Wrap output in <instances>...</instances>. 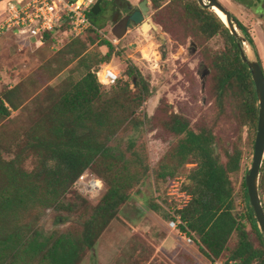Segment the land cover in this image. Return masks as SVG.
I'll use <instances>...</instances> for the list:
<instances>
[{"label":"trees","instance_id":"obj_1","mask_svg":"<svg viewBox=\"0 0 264 264\" xmlns=\"http://www.w3.org/2000/svg\"><path fill=\"white\" fill-rule=\"evenodd\" d=\"M151 1L156 9L162 5V0ZM102 2L107 11H111L114 0ZM183 9L180 17L181 22L187 21V34L199 31L212 37L225 31L232 41L233 49L220 54L217 61L221 70L217 80L218 99L223 107V99L231 90L241 94L242 124H250L256 132L258 98L251 70L241 58L236 37L213 9L202 7L197 0H187ZM90 15L96 14L91 12ZM239 24L248 44L258 55L247 26L241 21ZM100 30L101 26L91 20L84 33L95 34L94 37L89 36L87 41L83 33L58 52L59 66L52 74L69 67L70 75L60 88H45L46 97L41 103L47 105L48 112L34 124L33 139L27 145V150L39 160L38 168L28 171L23 167V150L9 159L0 155V264H80L86 252L95 246L118 215L129 197L130 188L150 170L132 143L126 150L131 153L130 159L125 158L126 151L116 153L121 131L138 119L140 108L151 95L150 83L131 63L125 70L131 79L119 78L111 85L99 82L96 71L100 68L93 69L92 62H89L88 45L100 43L108 47V51L97 60L98 67L100 63L109 62L116 51L113 42L103 38ZM44 39L45 43L51 41L52 33H46ZM75 61L76 67L71 68ZM79 70L82 73L75 78ZM131 84L135 88H131ZM104 86L111 88L105 89ZM21 88L17 84L0 93V124L10 118L12 110H20L27 105L28 100L21 97ZM145 116L147 118V114ZM166 125L181 138L175 148L161 159L156 178L169 182L182 168L194 164L181 187L190 197L182 208L177 209L186 223L180 226L181 229L194 236L199 248L213 261L222 259L239 264H264L263 233L250 204L245 179L242 186L247 205L243 212H235L236 186L232 174L241 168L243 150L237 146L233 150L225 147L210 126H202L195 131L187 118L177 113L171 114ZM219 144L226 156L225 162L217 151ZM132 165L138 171H132ZM87 169L94 170L107 188L97 204H87L86 209L76 216V228L41 237L31 229V225L20 222L19 214L29 207L39 205L61 210L62 198ZM263 187L264 159L260 170V190ZM169 217L174 218L172 214ZM247 220L259 237L258 246L252 241ZM234 234L238 243L230 249L228 243Z\"/></svg>","mask_w":264,"mask_h":264},{"label":"rangeland","instance_id":"obj_2","mask_svg":"<svg viewBox=\"0 0 264 264\" xmlns=\"http://www.w3.org/2000/svg\"><path fill=\"white\" fill-rule=\"evenodd\" d=\"M141 1L125 0L132 5ZM186 1L162 0V5L156 9L149 0L150 10L146 20L155 24L156 28L135 23L132 31L124 38H119L112 32L113 13L107 11L103 2L101 12L90 15V20L101 26L102 37L111 40L116 46L110 61L100 63L98 67L97 60L108 51V47L100 43L89 44L87 52L93 69L109 65L120 73L121 79L126 80L131 79L125 74L127 64L131 63L139 68L150 83L151 95L140 108L138 119L121 131L119 147L116 150V153L126 151L132 143L134 149L141 152L150 170L130 188L127 201L92 248L95 254L89 253L90 250L86 252L85 256L88 255L85 264H97V259L102 264H211L213 261L203 253L192 235L186 234L187 238H192V243H188L185 238L170 244L178 234V231L168 226L170 210L178 203L169 202L170 198L175 197L171 192L184 185L188 170L194 165L189 164L186 169L182 168L176 178L169 182L156 178L161 159L175 148L181 138L166 125L173 113L187 118L195 131L206 125L212 127L225 147L233 150L237 146L243 150L241 168L232 174V178L236 186L235 212H243L246 208L242 182L253 161V139L255 140L257 131L254 132L250 124H242L241 94L231 90L223 99L222 107L217 93V80L221 75L217 61L220 54L233 49V44L225 31L212 37L204 36L199 31L197 34H187V21L181 22L180 17ZM221 1L247 26L255 41L258 55L247 41L244 44L246 52L250 58L258 59L264 68V0ZM247 3L253 5L249 6ZM215 12L223 20L221 14ZM120 14L122 15L121 10ZM7 18L4 2L0 4V26L6 23ZM239 32L244 36L243 32ZM89 36L94 37L95 34H83L87 41ZM29 37L28 32L15 34L8 31L0 34V93L18 84L22 87V99L28 100L25 108L12 110L10 118L0 124V155L9 159L23 150L22 165L26 170L32 171L38 168L39 160L27 150V145L33 139L34 124L48 112L47 105L41 103L46 97L45 88H60L70 75L69 67L62 72L52 73L59 66V50L74 38L58 32L52 35L51 41L37 45L31 43ZM76 65L77 61L71 68ZM81 73L79 70L74 77L77 78ZM104 88L110 89L111 86ZM131 88L135 86L131 84ZM257 105L259 107V101ZM141 119L144 122H140ZM219 146L217 151L222 162H225L226 156L220 144ZM130 156L131 153L126 151L125 158L130 159ZM130 169L138 171L135 165ZM106 188L105 183L100 196L92 197L72 187L62 198L61 210L39 205L29 207L19 214L20 222L26 226L31 225V229L37 231L41 237L68 232L76 228V216L86 209L87 204H97ZM260 196L264 205V187L260 190ZM247 224L252 241L258 246L259 237L248 220ZM171 231H174V235H170V240L163 247L160 240ZM237 243L238 238L234 234L228 246L232 249ZM97 254H101V259Z\"/></svg>","mask_w":264,"mask_h":264},{"label":"built area","instance_id":"obj_3","mask_svg":"<svg viewBox=\"0 0 264 264\" xmlns=\"http://www.w3.org/2000/svg\"><path fill=\"white\" fill-rule=\"evenodd\" d=\"M6 2L8 18L6 23L0 26V34L7 30L18 29L19 32H28L30 37H35L39 44H44L46 33L62 32L67 37L75 38L81 36L91 25L90 13L96 0H3ZM104 71L101 75L102 70ZM109 66H102L96 71L99 82L103 85L112 83H102L101 81L115 82L120 78V73L111 70ZM118 77V78H116ZM177 187V186H176ZM76 190L97 197L102 193L104 181L92 170L87 169L82 172L73 183ZM175 195L169 202L172 204L178 201L176 206L170 210L174 218H170L168 225L171 229L185 236L188 243H192L191 237H186V231L181 229V225H186L177 209L182 208L189 200V195L181 190V187L171 192ZM211 264H239L236 261L225 262L222 259H215Z\"/></svg>","mask_w":264,"mask_h":264},{"label":"water","instance_id":"obj_4","mask_svg":"<svg viewBox=\"0 0 264 264\" xmlns=\"http://www.w3.org/2000/svg\"><path fill=\"white\" fill-rule=\"evenodd\" d=\"M103 0H96L92 7V12L98 14L101 12V3ZM202 7L213 8L217 7L226 15L225 24L229 27L230 32L236 37L238 46L241 50V58L245 63L248 64L252 78L254 81L257 98L259 101V114H258V124H257V134L254 143V154L253 161L248 169L245 176V183L248 191L249 201L254 210L255 218L257 220L258 226L263 233L264 240V206L260 196V170L262 162L264 159V68L262 63L255 58H250L245 49V42L247 41L245 36H242L239 31L242 32V26L236 16L224 5L221 0H197ZM149 0H142L140 3V8H142L143 13L140 11L134 12L127 19V22L132 20L134 23L142 24L143 26L148 24L151 28H156L155 24L148 23L146 17L150 10ZM149 26V28H150Z\"/></svg>","mask_w":264,"mask_h":264},{"label":"flooded vegetation","instance_id":"obj_5","mask_svg":"<svg viewBox=\"0 0 264 264\" xmlns=\"http://www.w3.org/2000/svg\"><path fill=\"white\" fill-rule=\"evenodd\" d=\"M141 2H139L137 5H132L129 2H125V0H114L110 9L113 13L111 16V20H113L112 32L117 34L119 38L126 37L132 31L133 26H135V23L132 20L127 22V19H129L130 16L136 11L143 13L142 8H140ZM119 9L121 10L122 15L120 14Z\"/></svg>","mask_w":264,"mask_h":264},{"label":"crops","instance_id":"obj_6","mask_svg":"<svg viewBox=\"0 0 264 264\" xmlns=\"http://www.w3.org/2000/svg\"><path fill=\"white\" fill-rule=\"evenodd\" d=\"M1 3H4V1L2 0V1H0V4ZM255 11V10H254ZM8 31H13L15 34H21L20 32H19V30L16 28V29H13V30H7V31H4V32H8ZM29 40L31 41V43L32 42H34V43H36L37 45H42V44H39V42H37V39H35V37H29ZM45 43V42H44ZM106 66H109V65H106ZM110 67V66H109ZM112 68V67H111ZM169 226V225H168ZM170 228V227H169ZM139 229V228H138ZM171 229V228H170ZM177 232V231H176ZM170 235H174V231H171L169 234H167L166 236H165V238H163V239H161L160 241H161V244H162V246L164 247L165 245H167V243H168V241L170 240ZM182 239H185V236H181L180 234H179V232H178V234H177V236L173 239V240H171L170 241V244L171 243H173V244H175L177 241L179 242L180 240H182ZM162 247V248H163ZM160 250V248L159 249H157L156 251H159ZM94 250H90L89 251V253H94L95 254V252H93ZM111 250H109V252H110ZM88 255V254H87ZM87 255L86 256H84V258H83V260H82V263H80V264H85L84 263V261H85V259H86V257H87ZM96 256V255H95ZM94 256V257H95ZM97 256L98 257H100V259H101V254H97ZM98 263L97 264H102V262L100 263L99 262V260L97 259L96 260ZM90 264H92V263H90ZM94 264H96V263H94Z\"/></svg>","mask_w":264,"mask_h":264},{"label":"bare ground","instance_id":"obj_7","mask_svg":"<svg viewBox=\"0 0 264 264\" xmlns=\"http://www.w3.org/2000/svg\"><path fill=\"white\" fill-rule=\"evenodd\" d=\"M212 9H214L215 11H217L219 14H221L222 18H223V21L224 22H227L226 20V15L224 14V12H222L220 9H218L217 7H213ZM147 26H150V25H147ZM149 29V28H148Z\"/></svg>","mask_w":264,"mask_h":264},{"label":"clouds","instance_id":"obj_8","mask_svg":"<svg viewBox=\"0 0 264 264\" xmlns=\"http://www.w3.org/2000/svg\"><path fill=\"white\" fill-rule=\"evenodd\" d=\"M109 69H104V70H102V72H101V75H103V72L104 71H108ZM113 72H114V74H115V69H111ZM116 78H118V77H116ZM102 83H105V84H107V83H112V84H114L115 83V78L113 79V80H111L110 82L109 81H104V80H102L101 81Z\"/></svg>","mask_w":264,"mask_h":264}]
</instances>
